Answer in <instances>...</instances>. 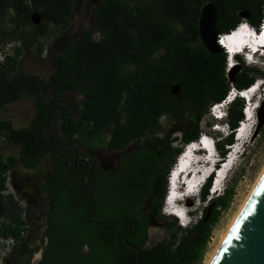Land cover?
Here are the masks:
<instances>
[{"label": "trees", "instance_id": "trees-1", "mask_svg": "<svg viewBox=\"0 0 264 264\" xmlns=\"http://www.w3.org/2000/svg\"><path fill=\"white\" fill-rule=\"evenodd\" d=\"M78 1L0 0V43L17 40L39 57L50 31L67 26ZM263 3L264 0H96L89 26L61 45L53 57L54 67L47 82L17 69L20 48L5 56L0 63V109L5 111L10 103L30 98L33 116L26 126L20 127L13 126L8 117L0 118V136L17 147L24 167L32 168L39 158L51 163V172L41 177L39 193L49 192L53 186L61 189L59 162L67 160L68 168L72 163V149L56 156L58 147L52 139H43V133L49 127L53 129L55 119L59 134L70 140L82 132L86 137L106 132L107 151L121 150L144 138L141 147L130 151L128 164L127 156L122 155L113 172H102L93 161L84 170L87 181L93 180L89 201L95 212L90 218L102 222L87 225L89 250L63 254L57 240L44 230L39 246L43 237L47 244L36 264H138L134 250L122 241L133 227L126 242L138 248L142 264H199L211 227L228 206L232 188L225 186L219 195L209 197L200 217L186 227L178 226L174 218L166 220L160 214L165 191L162 170L172 161L169 156L175 136L166 133L161 137L154 128L158 118L166 115L176 124L183 144L194 141L199 133L197 119L212 103L222 100L230 87L244 89L264 76L262 69L239 63L240 68L232 73L229 83L225 55L220 48L205 51L198 30V12L205 4L216 10L213 26L220 33H227L242 21L257 27L263 17ZM236 59L240 60L238 56ZM47 86L51 93L46 91ZM171 88L176 89L175 94ZM71 90L80 93L81 99L73 106L69 103L70 110L48 106L46 127L45 106L58 102L51 95H62L63 101L70 99ZM242 105V99L235 97L226 106L225 122L230 133L216 137L220 155L225 152L224 145L232 143L231 129L242 118ZM71 111H76L78 117L74 118ZM49 143L52 147L46 153ZM178 151L175 147L174 154ZM14 162L12 156L0 159V189L5 172ZM122 168L125 175L120 179L117 174ZM207 185L208 181L202 198ZM100 194L109 202L102 210L97 207ZM14 207L10 196L0 197V213ZM40 214L43 212L37 211L34 216L38 218ZM151 221H164L167 238L146 245V228ZM102 227L107 229L98 236ZM25 252L29 254L31 250L17 249L15 261H20ZM58 253L61 255L57 257ZM23 261L27 264L28 257Z\"/></svg>", "mask_w": 264, "mask_h": 264}, {"label": "rangeland", "instance_id": "rangeland-1", "mask_svg": "<svg viewBox=\"0 0 264 264\" xmlns=\"http://www.w3.org/2000/svg\"><path fill=\"white\" fill-rule=\"evenodd\" d=\"M95 2L96 0H79L75 4L74 9L69 16L67 26L61 29L53 28L50 31L49 36L44 40L42 52L39 57L35 56L32 49L21 46L20 54L17 57V69L30 73L35 79H41L43 83L47 82V76L54 67L53 57L59 47L74 39L80 30L89 26V22L93 16ZM57 41L58 43H56ZM55 43L56 45H54ZM247 66H255L258 69L262 68L259 64ZM239 68V65L233 66L228 70V72L232 75V73L237 71ZM228 82H231L230 78H228ZM45 89L46 91H49L50 86L45 87ZM72 98L73 102L76 103L81 99V94L74 93ZM254 99L256 100L257 107L252 113L253 125L246 140L247 146H243L240 160L229 172H227V177L223 181V187L227 186L228 188H232L229 203L224 210L220 211L216 222L211 227V233L199 264H205L207 261L211 251L219 241V237L229 226L232 218L239 209L238 207L241 206L247 197L251 187L264 166V95L260 93L259 96H256ZM60 104L63 108L70 110L69 99L61 101ZM213 114H217V111L213 110L209 112L208 107L207 112L197 119L199 133L210 134L213 137L219 138L222 137V135L217 134V132L214 133L211 130L212 124L218 122L214 119ZM71 115L74 118L78 117V113L76 111H73ZM32 116L33 105L30 98H24L10 103L5 111L0 109V118L8 117L11 120L12 125L15 127L26 126ZM52 125L53 130L56 133H59L57 119L53 121ZM154 132L161 137H163L166 133H169L171 136H175V140L171 141V146L178 148L179 151L182 148L183 142L179 139L180 132H178L176 124L173 123L168 116L162 115L158 118ZM82 133L74 136V140L82 153L81 158L91 160L97 165L100 164L103 167H108L109 169L115 167L116 157L111 159L109 153L103 152L104 142L107 137L106 132L102 131V133L96 137H86L85 132ZM143 141L144 138L136 144L130 142L125 146V150L128 149L131 151L132 149H137L142 146ZM6 151L4 141L0 142V159L3 158ZM178 153L175 154L174 159H172L167 169L163 171L164 177L167 171L174 165L175 157ZM130 157L126 160L127 164L129 163ZM124 175L125 170L122 168L121 172H119L117 176L122 179ZM216 195L219 194H212L210 197H214ZM190 204L191 202L189 200H185L186 206H189ZM31 206L32 207L29 206V211L30 208L33 209V212L38 211L39 205ZM147 208L148 207L146 205L144 210ZM39 211L42 212L41 210ZM41 220L42 219L39 215V217L36 218V224L33 225V230L30 234V244L32 247L34 246L31 256L36 254L38 251V247H36V245L40 238L42 228ZM166 220H172V217H166ZM163 223L164 221L150 222L149 226L146 228V245H151L157 241L167 238V232L163 228Z\"/></svg>", "mask_w": 264, "mask_h": 264}, {"label": "flooded vegetation", "instance_id": "flooded-vegetation-1", "mask_svg": "<svg viewBox=\"0 0 264 264\" xmlns=\"http://www.w3.org/2000/svg\"><path fill=\"white\" fill-rule=\"evenodd\" d=\"M56 43H58V41ZM56 43L54 45H56ZM50 91L51 89H49V92ZM51 97L58 100V102H48L47 104L49 106L53 105L57 108L63 109V106L60 104L62 101L60 100L62 95H51ZM73 104L74 102L72 100L71 105ZM49 138L52 139L53 144L58 147L56 152L57 154L55 153L56 156L66 154L68 149H72L73 151L70 168H68L69 162L67 160L59 162V169L62 174L60 175L59 183L61 189L53 186L49 192L39 193L37 188L42 181L41 177L47 172H51L53 166L48 160L39 158L38 163L32 168L24 167L18 154L17 147L9 145L5 136H2V141H4L7 151L2 159L7 158L8 156L15 158V162L9 170L13 188L22 198L26 200L28 208L29 206L32 207L31 205H39L38 211L41 210L43 212V214H40L42 219L40 235L44 230H47L49 237L55 238L57 240V245L60 249L64 250L63 254L72 255L75 250H77L80 254H83L89 250V246L86 243L89 234L87 225L94 224L95 222L90 218L93 212H95V206L89 201L91 189L93 188V180L87 181V178L84 177V170L89 167L90 162L92 161L81 158V151L74 139L70 140L67 137L61 136L59 133L54 132L50 127L48 128V132L43 133V139L45 142H48ZM48 146L49 147L46 148L45 151L46 153L49 152L50 147H52V143H49ZM174 149L175 147L171 146V153L169 156L170 161L174 159ZM77 151H80V153H77ZM103 152L109 153L111 159L116 157L115 167L112 169L103 167L100 164L97 165V167L105 173L113 172L117 168L119 158L122 155H126L127 158L130 157V151L128 149L125 150V147L119 152L107 151L105 149H103ZM169 163L170 162H168V165ZM82 165L83 168L81 169ZM168 165L164 168V170L167 169ZM94 173L97 174V171H94ZM58 178L59 176H56V179ZM101 193H103V191H101ZM108 204L109 202L106 201L105 195L100 194V200L97 206L98 209H105ZM31 209L32 208H30L29 219L30 223L35 225L36 223H33L32 220L35 218L34 213L37 211L33 212V209ZM81 219L84 220V223H82ZM105 229L107 228H100L98 230V236L101 231ZM46 244L47 239L46 237H43L42 244L38 247L37 253L31 256L33 258V264H36V262L40 260L43 253V247ZM56 255L58 257L61 254L58 253Z\"/></svg>", "mask_w": 264, "mask_h": 264}, {"label": "water", "instance_id": "water-1", "mask_svg": "<svg viewBox=\"0 0 264 264\" xmlns=\"http://www.w3.org/2000/svg\"><path fill=\"white\" fill-rule=\"evenodd\" d=\"M216 17V10L210 4H205L199 9V40L204 50L207 52H215L219 48L216 38L217 35L220 34V30L213 26ZM244 17L245 15H243V18ZM228 78L231 79V74L229 72ZM170 92L175 94L176 89L171 88ZM70 93L73 95L75 92L71 90ZM48 106V104L45 106L46 112ZM46 114V127H48V112ZM119 151L120 150L114 152ZM149 201L150 198L147 200V207ZM128 222L123 224L116 232L115 237ZM130 222L134 224L133 221ZM94 223L102 224V222ZM133 229L134 227L128 234L123 236L122 241L125 245L134 250L136 262L142 264L139 261L138 248L126 242V238L132 233ZM209 264H264V174Z\"/></svg>", "mask_w": 264, "mask_h": 264}, {"label": "built area", "instance_id": "built-area-1", "mask_svg": "<svg viewBox=\"0 0 264 264\" xmlns=\"http://www.w3.org/2000/svg\"><path fill=\"white\" fill-rule=\"evenodd\" d=\"M14 48H21V43L17 40H6L0 43V63L3 62L5 56L12 55ZM235 94H237V91L230 87L224 98L226 96L230 98ZM224 104L225 101L222 102V105L212 104L209 112L214 110L218 113ZM213 117H216V114H213ZM0 142H2V136H0ZM4 177L3 188L0 189V197L10 196L15 203V207L4 214L0 213V264H25L23 259L27 257V264H33L31 254L34 246L32 247L30 244L33 224L30 223L29 219L28 204L13 188L9 170L5 172ZM35 218L32 220L33 223L36 221ZM20 247L27 249L29 252L31 250V252L29 254L23 253L21 260L15 261L14 256ZM36 247H39V242Z\"/></svg>", "mask_w": 264, "mask_h": 264}, {"label": "clouds", "instance_id": "clouds-1", "mask_svg": "<svg viewBox=\"0 0 264 264\" xmlns=\"http://www.w3.org/2000/svg\"><path fill=\"white\" fill-rule=\"evenodd\" d=\"M264 4V3H263ZM263 7V6H262ZM263 10V8H262ZM261 10V14L263 15V11ZM262 19V18H261ZM261 22V20H260ZM244 26H246V29L250 32H252V29H256L257 27H253L251 26L250 24H248L247 22H243ZM260 24V23H259ZM247 25L251 26L252 28L250 29ZM235 28V27H234ZM233 30L230 31V33L232 32ZM228 33V32H227ZM222 34V33H220ZM217 36V40L219 37V35ZM257 41H260L259 38L255 39ZM256 42V41H255ZM223 54L225 55V57H227L228 55H226V52L225 50L222 48V47H219ZM252 56V59L249 61L248 60V56ZM239 57L240 60L236 59V57ZM233 60L239 64L240 62L245 64V65H260L262 68V70L264 71V47L262 48V51L260 53H254L253 54V50H249L247 51V53H245V55H241V54H235L233 56ZM226 65V64H225ZM229 69V68H228ZM227 69V70H228ZM226 70V71H227ZM264 76L260 79H263ZM259 79H256L254 82L255 84L257 83ZM234 90H236L235 88H233ZM237 91V90H236ZM242 92L238 93V94H241ZM236 95V94H235ZM232 97V96H231ZM231 97H227L225 98L223 101H225V104L221 107V109L218 111L219 113H221V118L216 120L218 122H216L219 127H222V128H227L228 125L226 124L225 122V119H226V106L229 104V99H231ZM239 98V97H238ZM221 101V100H220ZM222 101V102H223ZM222 102L220 103V105H222ZM243 102V101H242ZM218 103V102H216ZM216 103H212V104H216ZM231 103V102H230ZM253 103H256V100H253ZM211 104V105H212ZM210 105V106H211ZM210 106H209V110H210ZM242 113V112H241ZM216 117H214L215 119ZM215 133V132H214ZM218 134V133H217ZM210 135V134H209ZM212 136V135H211ZM213 137V136H212ZM214 140L216 141V137H213ZM196 140V139H195ZM194 140V141H195ZM184 145V144H183ZM176 159V157H175ZM240 160V158H239ZM238 160V161H239ZM237 161V162H238ZM237 162L234 164L236 165ZM233 165V166H234ZM233 166L231 167V169L233 168ZM230 169V170H231ZM229 170V171H230ZM227 171V172H229ZM168 172V171H167ZM227 172L224 174L223 178L221 179V183H220V186H219V190L218 192L214 193V194H218V193H221L222 190L224 189L223 187V181L225 180V178L227 177ZM167 174V173H166ZM164 180H165V190H166V185H167V182H166V175L164 177ZM208 181V185H207V188H206V194H205V197L202 198L201 197V192H202V189L204 188V186L206 185ZM209 184H210V178H207L204 180V182L200 183L199 185H197V187H195V189L188 195L186 196L185 198H183L181 201H178L177 204H178V207H179V210H180V215L176 216L174 214H169L167 213V208L164 206V203H163V199H162V203H161V207H160V214L166 216V217H172L175 219V222L178 226H180L181 228L183 227H186L188 225H190L191 223H194L195 220H197L199 217H200V211L202 209V207L204 206L206 200L212 195L209 194V191H208V187H209ZM164 196H165V191H164ZM185 200H189L191 202V204L189 206H186L185 205Z\"/></svg>", "mask_w": 264, "mask_h": 264}, {"label": "bare ground", "instance_id": "bare-ground-1", "mask_svg": "<svg viewBox=\"0 0 264 264\" xmlns=\"http://www.w3.org/2000/svg\"><path fill=\"white\" fill-rule=\"evenodd\" d=\"M243 22H244V21H242V22H240V23H243ZM262 22H263V21H261V23H262ZM226 38H229V37H226ZM262 38H263V36H261V37L259 38V40L262 39ZM254 41H257V40H254ZM225 42H226L225 39H221V40H219V41L217 40V44L219 45V47H221L222 45H224ZM228 68H229V67L227 66V69H228ZM245 113L247 114V113H248V110H245ZM247 138H248V136H247ZM247 138H246V139H247ZM203 141H204V138H201V139H200V142H203ZM195 143L198 144V145H200V143H199V141H198L197 139L195 140ZM201 168H202V165H201V164L198 165V166L194 165V174H193V176L191 177V179L198 178V176L200 175V172H201ZM263 174H264V166H263L261 172L259 173L257 179L255 180L253 186L251 187V189H250V191H249L247 197L245 198V200L243 201V203L241 204V206L238 207L239 209L237 210V212L235 213L234 217L232 218V220H231L229 226H228L227 229L223 232V234L219 237V241H218L217 244L214 246V248H213V250L211 251V253H210V255H209L207 261L205 262V264H209V263H210V261H211V259L213 258L215 252L217 251V249L219 248L220 244L222 243V241L224 240V238H225L226 235L228 234L229 230L231 229V227H232V225L234 224L235 220H236L237 217L239 216L241 210L243 209L244 205L246 204L248 198L250 197L251 193L253 192L254 188H255L256 185L258 184V182H259V180L261 179V177H262ZM168 199H169V198H168Z\"/></svg>", "mask_w": 264, "mask_h": 264}, {"label": "snow or ice", "instance_id": "snow-or-ice-1", "mask_svg": "<svg viewBox=\"0 0 264 264\" xmlns=\"http://www.w3.org/2000/svg\"><path fill=\"white\" fill-rule=\"evenodd\" d=\"M244 27H246V26H244ZM262 36H264V34H262ZM229 39H231V38H229ZM262 42H264V40H262ZM236 50H239V49H236ZM241 95H246V94L241 93Z\"/></svg>", "mask_w": 264, "mask_h": 264}, {"label": "crops", "instance_id": "crops-1", "mask_svg": "<svg viewBox=\"0 0 264 264\" xmlns=\"http://www.w3.org/2000/svg\"><path fill=\"white\" fill-rule=\"evenodd\" d=\"M73 97V95H72ZM72 97L69 99V103H72ZM74 105V104H73ZM73 112V111H72ZM72 114V113H71Z\"/></svg>", "mask_w": 264, "mask_h": 264}]
</instances>
